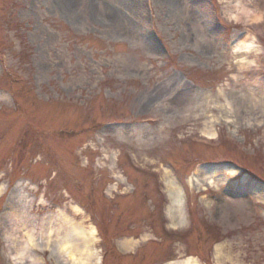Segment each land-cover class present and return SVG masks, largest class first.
I'll return each mask as SVG.
<instances>
[{"label": "rangeland", "instance_id": "obj_1", "mask_svg": "<svg viewBox=\"0 0 264 264\" xmlns=\"http://www.w3.org/2000/svg\"><path fill=\"white\" fill-rule=\"evenodd\" d=\"M134 1L0 0V264L58 214L104 264H264V25L234 56L224 0Z\"/></svg>", "mask_w": 264, "mask_h": 264}, {"label": "bare ground", "instance_id": "obj_2", "mask_svg": "<svg viewBox=\"0 0 264 264\" xmlns=\"http://www.w3.org/2000/svg\"><path fill=\"white\" fill-rule=\"evenodd\" d=\"M69 1V0H68ZM263 0H256V4L251 5L252 7L262 8ZM134 7L139 8L137 1H134ZM68 2L66 6L69 5ZM65 7V6H64ZM66 10L67 7H65ZM108 16L113 17L111 14ZM256 64L250 62L249 65ZM224 121L228 122V118L221 117ZM201 135L207 139H212L215 136V132L212 129V125L205 126L201 131ZM167 193L169 196V207L167 209V216L174 222L178 227L183 224V218L181 215L180 201L178 197V191L175 190L173 183L170 180H166ZM186 183L193 190L202 191L204 187L209 186L216 188L215 185L223 184L224 179L214 177V173L206 171L200 168L195 174L191 175L186 179ZM264 203L260 195H257V199ZM33 228V227H32ZM45 228V229H44ZM95 230L90 233L77 225L72 219L58 214L55 219V227L41 226L40 232H34L33 229L27 233V240L21 241L19 251L16 252L14 259L16 261L26 260V264H44L40 254L33 252V247L43 246L51 250V253L56 255L58 261H62L61 264H100L99 256H96L93 249V234ZM134 245V241H121L119 247L121 249H128ZM32 248V251L30 249ZM119 248V249H120ZM30 249V250H29ZM60 259V260H59ZM168 264H198L193 258H185L179 261H173Z\"/></svg>", "mask_w": 264, "mask_h": 264}, {"label": "clouds", "instance_id": "obj_3", "mask_svg": "<svg viewBox=\"0 0 264 264\" xmlns=\"http://www.w3.org/2000/svg\"><path fill=\"white\" fill-rule=\"evenodd\" d=\"M221 22L225 26L244 32L243 38L233 46L232 54L234 56L260 50L261 45L252 29L264 25V8L250 6L249 0H224V6L221 9ZM14 264H25V261L14 259Z\"/></svg>", "mask_w": 264, "mask_h": 264}]
</instances>
